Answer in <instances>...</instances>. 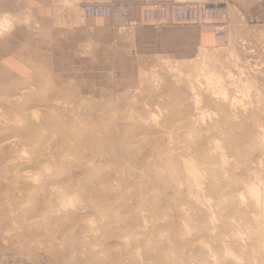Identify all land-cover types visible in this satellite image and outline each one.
Here are the masks:
<instances>
[{"label": "rangeland", "instance_id": "374dc122", "mask_svg": "<svg viewBox=\"0 0 264 264\" xmlns=\"http://www.w3.org/2000/svg\"><path fill=\"white\" fill-rule=\"evenodd\" d=\"M40 1L48 6L11 9L0 2V17L7 15L10 19L7 30L0 35V40L7 41L6 46L30 54L46 51L49 46L45 41L42 47L18 45L21 38L34 43L45 28L53 31L55 37L73 38L76 47L84 44L83 39H89L77 27L78 15L70 14L74 9L71 5L61 8L51 6L52 0ZM219 5L226 6L229 13L227 36L214 37L215 41L198 47L191 56L155 51L134 55L129 49L123 55L117 54L119 33L118 25H114V33L105 37L107 65L94 58L84 66L85 71L69 73L67 77L71 78L65 77L64 72L54 74L47 66H37L29 76L0 82V264L91 263L87 244H95V251L101 252L96 255L100 261L114 262L121 252L116 234L123 225L134 226L135 218L156 219L170 234L177 231L176 218H194L193 223L198 222L195 218H207V211L189 199L188 188L174 162L172 152L180 135L169 132L179 121L178 125L192 120L203 126L221 117L222 111L226 113L233 130L245 131V137L256 142L250 149L238 146L237 153L227 150L229 162L237 165L235 176L244 179L256 172L260 186L264 183V169L253 162L260 155L259 125L264 128V0L252 2V11L257 12L252 16H244L227 4ZM74 10L77 13L76 7ZM113 19L120 21L125 31L133 27ZM90 38L91 49L104 39L93 32ZM202 51L208 54L202 57ZM199 67L201 71L221 74L227 92L226 100L218 98L207 110L205 106L198 108L187 86ZM228 71L232 76L227 75ZM233 96L240 98L241 103L231 106ZM34 109L35 118L27 116ZM161 122H167L169 128L162 131ZM91 129L96 137L88 140L93 134ZM191 131L189 139H197L198 135ZM87 159L91 162L88 168L80 167L79 162ZM26 164L30 165L31 174L25 179L19 174V166ZM51 181L69 186L67 192L73 199L65 209L57 210L52 194L42 188ZM204 190L209 192L204 193L208 196L205 198L213 203L219 194ZM178 205L185 208L186 214L178 211ZM213 212L214 217L218 216V210L214 208ZM50 215L56 216L51 218V224L47 223ZM206 216L213 217L208 213ZM85 218H92L95 236L82 239ZM190 229L189 237L198 231L194 226ZM237 255L244 261L254 256L241 252Z\"/></svg>", "mask_w": 264, "mask_h": 264}, {"label": "bare ground", "instance_id": "6f19581e", "mask_svg": "<svg viewBox=\"0 0 264 264\" xmlns=\"http://www.w3.org/2000/svg\"><path fill=\"white\" fill-rule=\"evenodd\" d=\"M73 8L75 9V7ZM74 9L70 11V14L77 15L75 13L76 10ZM77 19L78 18H75V20ZM9 23L10 19L7 15L0 17V35L3 33V30H7L6 26H8ZM201 49L204 50L205 48ZM205 53L202 51L201 56L205 57L208 54ZM201 70L202 68L199 67L198 72H195V74L192 75L191 80L188 79L187 86L193 93L194 101L198 105V108L202 109L205 106V110H207L209 109L208 105L218 100V98L226 100L225 98L227 96V92L223 89V77L221 74H215L211 71ZM232 74L229 71L227 73L229 77L232 76ZM246 84V82H243V85ZM230 99L231 106L241 103V99L235 96ZM28 113L27 116L29 115L30 118H35L37 115V111L35 109ZM175 115L176 114H174V116ZM181 115L183 116V114H180V116ZM226 117V113L222 111L221 117H215L216 119L208 123L204 122L205 124L203 126L201 124L199 125V123L197 125V123L192 120L188 121V117L187 123L181 122L182 124L178 125L180 123L179 121L176 127L172 126L174 128L172 129L174 131L176 130L175 132L171 130L170 132L168 131L169 133H178L180 135L178 136V139H176L175 149H177H174V152L172 153H175L174 162L178 168L177 171L179 172L180 179L183 180V182L186 184L185 186L188 188L189 199L194 205H196V207L207 211L206 214L208 213L209 216L213 217L209 218L205 214V217L207 218H195L198 220L197 223L192 222L194 218H176L174 224L177 231H171L172 234H170L169 229H166L165 226L162 227L160 224H158V220L156 219L135 218L134 226L130 227L131 229L128 228V225L126 224L123 225L122 229L119 230L120 232L116 234L121 245V252L118 254L116 261H100L96 256L100 251L97 249V251H95V244L94 246L93 244L86 245V251L90 253L89 257H91V260L93 259L92 262L94 261V264H258L259 261L260 264H262L264 260V254L262 251H259L264 250V183L260 186V179L256 172L253 174L250 172L251 174H249V177H244V179H240L238 176H235L234 171L237 169V165L229 162L228 154L226 153L227 150L228 152L232 153L234 151L236 152L238 146L241 147V145L243 148L245 146L249 147V149L253 148L256 142L249 137L246 138L245 136H247V133L245 131L236 132L233 130L234 127H232L229 122L227 123ZM167 122H161V124H159L162 131L163 128H169L168 123L170 121L168 123ZM259 127L262 130V137L260 138V155L257 160L253 161L252 159L249 161L251 165L254 162V164L264 169V128L261 125H259ZM26 128H30V126ZM88 130L89 128L87 131ZM92 130L93 129H91V132L93 133ZM191 130H194V134L198 135L197 139H189L188 136L190 133H192ZM90 136L91 137L88 138V140L95 139L96 137L95 133L91 134ZM169 136L171 137L172 134H169ZM222 136H224L223 138L225 139H223ZM132 145L136 146V144H133V141ZM243 158L245 159V157ZM90 164L91 162L88 159L79 162V166L86 169ZM248 164L246 165L247 167ZM20 166L19 174L23 178L31 174V172L29 173V164H26L25 166L23 165L22 168ZM42 166L46 167L44 164ZM14 170H16V168ZM133 174L136 175L137 172H133ZM241 177L243 176L241 175ZM58 184L51 181V183L48 182L42 186L46 193L48 192L52 194L51 199H54L53 203L55 202V206L58 207L57 210L59 208L65 209L67 207V203L73 199L71 194L67 192L69 186L66 184ZM203 189H209L214 195L219 194L217 199L213 201V203L211 201V203L208 202L209 198L207 199L205 196L209 192L206 194V191L204 190L205 192H203ZM212 208L218 210L219 214L216 216L219 218H216V216L214 217ZM178 211L182 214H186L184 207L180 206ZM51 218L53 220V218L55 219L56 216L53 215L52 217L50 215L49 221H47V223L51 224L53 222ZM120 220L117 219V221ZM170 220H172V218ZM84 221L85 227L80 233L81 238L87 239L94 237L95 235L94 228L92 226V218H85ZM123 221L124 220H121L122 223ZM192 226L196 227L199 232H193L194 234L189 237L188 235L190 234V228H192ZM239 252L244 254L252 253L254 256H252L247 261L240 260V256L237 255ZM91 263L89 261L86 262V264Z\"/></svg>", "mask_w": 264, "mask_h": 264}, {"label": "crops", "instance_id": "0c3cea01", "mask_svg": "<svg viewBox=\"0 0 264 264\" xmlns=\"http://www.w3.org/2000/svg\"><path fill=\"white\" fill-rule=\"evenodd\" d=\"M90 1H125L132 5L129 18L131 20L141 18V9L144 6V0H52L51 6L68 8L67 5L76 7L77 15L80 19L77 24L78 28H82L89 36V39H83L79 47L75 46L73 38H58L53 31L45 28L40 38L37 37L34 43H27L22 38L18 39V44L24 46H44V41L48 43L47 50L42 49L39 52L27 53L26 51L13 50L6 46L5 39L0 40V82L8 81L12 78H23L29 76L35 67L47 66L54 74L60 75L64 72L65 77L74 70L85 71L84 66L90 64L92 59L107 65V41L106 36L114 33L112 29L114 25H118L116 33H119L117 54L123 55L125 50L134 55L145 54L148 51H155L157 54L178 55L182 57L191 56L197 51L198 47L210 44L216 39L211 32V26L208 23H170L160 28H154L149 22H141L133 26L130 30L125 31L124 25L120 21L111 17H81V7L85 2ZM169 1V0H164ZM178 3L196 4L199 1L214 2L218 4H227L232 10H238L244 16H252L257 12L252 11V2L254 0H176ZM1 4L11 9L26 8L35 6L44 8L48 6L40 0H0ZM257 2V1H256ZM259 2V1H258ZM257 2V4H258ZM254 5V4H253ZM258 6V5H257ZM68 13V11H67ZM82 19V21H81ZM42 31V30H41ZM84 32L82 33L84 35ZM99 34L104 39H99L101 44H94L96 49H91V34ZM58 36V35H57ZM22 40V41H21ZM38 40L41 41L38 42ZM43 41V42H42ZM88 44L86 45L85 43ZM94 42V41H93ZM95 43V42H94ZM204 47V46H203ZM45 52V53H44ZM37 56V57H36ZM44 58V60H43ZM79 64H82L79 66ZM97 67V66H95ZM99 68L101 65L98 66ZM72 75V74H71ZM71 78V77H67Z\"/></svg>", "mask_w": 264, "mask_h": 264}, {"label": "built area", "instance_id": "2783aa9c", "mask_svg": "<svg viewBox=\"0 0 264 264\" xmlns=\"http://www.w3.org/2000/svg\"><path fill=\"white\" fill-rule=\"evenodd\" d=\"M132 5L125 1L85 2L81 11L85 17H113L132 26L149 22L154 28L170 23H208L213 37L224 39L228 34L229 13L226 6L206 2L178 3L176 0H144L141 18H129Z\"/></svg>", "mask_w": 264, "mask_h": 264}]
</instances>
